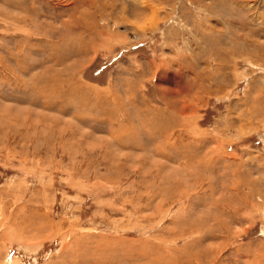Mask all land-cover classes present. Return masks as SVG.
<instances>
[{"label":"rangeland","instance_id":"obj_1","mask_svg":"<svg viewBox=\"0 0 264 264\" xmlns=\"http://www.w3.org/2000/svg\"><path fill=\"white\" fill-rule=\"evenodd\" d=\"M0 264H264V0H0Z\"/></svg>","mask_w":264,"mask_h":264}]
</instances>
